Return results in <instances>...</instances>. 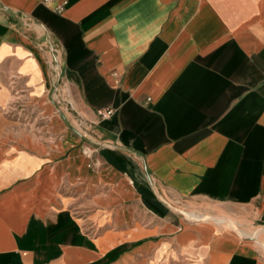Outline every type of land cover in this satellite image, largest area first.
I'll return each mask as SVG.
<instances>
[{"label":"crops","instance_id":"1","mask_svg":"<svg viewBox=\"0 0 264 264\" xmlns=\"http://www.w3.org/2000/svg\"><path fill=\"white\" fill-rule=\"evenodd\" d=\"M262 228L264 0H0V264H264Z\"/></svg>","mask_w":264,"mask_h":264},{"label":"bare ground","instance_id":"2","mask_svg":"<svg viewBox=\"0 0 264 264\" xmlns=\"http://www.w3.org/2000/svg\"><path fill=\"white\" fill-rule=\"evenodd\" d=\"M184 213V212H183ZM203 219H217V220H221V221H225V223L227 222V223H229L232 227H233V229H235V230H238V228H237V225H236V223H235V221L233 220V219H231L230 217H228V216H225V215H212V216H204V217H198L197 218V220H203ZM196 222H198V221H196ZM243 230V229H242ZM241 230H239V232H240ZM261 231H264V228H262V229H260V230H258L257 231V233H261ZM241 234V233H240ZM254 235V234H253ZM241 236H243L242 234H241ZM257 237V236H256ZM253 240H257V239H253Z\"/></svg>","mask_w":264,"mask_h":264},{"label":"rangeland","instance_id":"3","mask_svg":"<svg viewBox=\"0 0 264 264\" xmlns=\"http://www.w3.org/2000/svg\"><path fill=\"white\" fill-rule=\"evenodd\" d=\"M75 125H77V127L79 128V129H81V131H85V129H83L82 130V125L81 124H78V122H76V124ZM201 213H207V215L209 214V212H208V208L207 209H203V211H200ZM202 215V214H201ZM213 215V214H212ZM231 218V217H230ZM231 219H233V220H235V218L233 217V218H231ZM236 221V220H235ZM252 230L253 231H255V230H257V228H252ZM193 261H194V258H188V257H185V256H183V255H180V257L177 259V260H175V261H171L169 264H192L193 263Z\"/></svg>","mask_w":264,"mask_h":264},{"label":"built area","instance_id":"4","mask_svg":"<svg viewBox=\"0 0 264 264\" xmlns=\"http://www.w3.org/2000/svg\"><path fill=\"white\" fill-rule=\"evenodd\" d=\"M50 1V0H47ZM115 113V110L112 108H105V109H99L98 110V115L101 116L102 118H109L113 116Z\"/></svg>","mask_w":264,"mask_h":264}]
</instances>
